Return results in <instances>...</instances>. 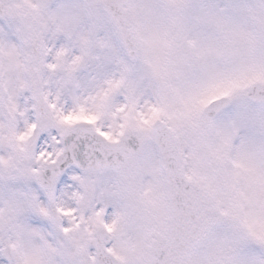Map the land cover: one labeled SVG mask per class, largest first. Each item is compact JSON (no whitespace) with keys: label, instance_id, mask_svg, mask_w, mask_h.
Listing matches in <instances>:
<instances>
[{"label":"snow or ice","instance_id":"1","mask_svg":"<svg viewBox=\"0 0 264 264\" xmlns=\"http://www.w3.org/2000/svg\"><path fill=\"white\" fill-rule=\"evenodd\" d=\"M0 264H264V0H0Z\"/></svg>","mask_w":264,"mask_h":264}]
</instances>
